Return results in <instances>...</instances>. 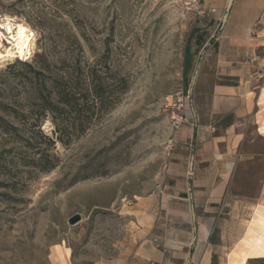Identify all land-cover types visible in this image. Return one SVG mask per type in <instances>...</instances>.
<instances>
[{
    "label": "rangeland",
    "instance_id": "1",
    "mask_svg": "<svg viewBox=\"0 0 264 264\" xmlns=\"http://www.w3.org/2000/svg\"><path fill=\"white\" fill-rule=\"evenodd\" d=\"M2 16L35 38L25 57L0 60V264L264 257V215L255 214L264 156L254 154L264 137L254 124L233 188L203 231L195 213L163 216L148 239L164 258L139 254L146 239L131 206L164 186L172 96L182 90L195 114L207 111L218 21L183 0H0Z\"/></svg>",
    "mask_w": 264,
    "mask_h": 264
},
{
    "label": "crops",
    "instance_id": "2",
    "mask_svg": "<svg viewBox=\"0 0 264 264\" xmlns=\"http://www.w3.org/2000/svg\"><path fill=\"white\" fill-rule=\"evenodd\" d=\"M201 1L204 15L220 25L212 39L215 79L207 111L199 110L193 125L175 132L178 145L164 186L131 206L146 239L142 243L146 249L139 254L148 260L164 258L165 253L148 239L163 220L168 222L163 216L195 213L203 231L213 218V208L233 188L246 155L250 124L264 137V0ZM254 154L255 159L264 156V152ZM260 195L264 196V184ZM258 210L264 215L262 202L255 204V214ZM123 261L109 264H127L128 258Z\"/></svg>",
    "mask_w": 264,
    "mask_h": 264
},
{
    "label": "bare ground",
    "instance_id": "3",
    "mask_svg": "<svg viewBox=\"0 0 264 264\" xmlns=\"http://www.w3.org/2000/svg\"><path fill=\"white\" fill-rule=\"evenodd\" d=\"M0 60L8 57H25L34 43L35 33L25 23L17 22L10 17H0ZM7 39L8 45L3 41Z\"/></svg>",
    "mask_w": 264,
    "mask_h": 264
},
{
    "label": "built area",
    "instance_id": "4",
    "mask_svg": "<svg viewBox=\"0 0 264 264\" xmlns=\"http://www.w3.org/2000/svg\"><path fill=\"white\" fill-rule=\"evenodd\" d=\"M188 10L193 11L196 14H204V8L201 0H183ZM170 102L171 114L170 124L174 130H179L188 124H194V118L196 114L190 109V95L184 91H177ZM178 145V141L175 136H170L165 144L166 152L169 156H172L173 151Z\"/></svg>",
    "mask_w": 264,
    "mask_h": 264
},
{
    "label": "trees",
    "instance_id": "5",
    "mask_svg": "<svg viewBox=\"0 0 264 264\" xmlns=\"http://www.w3.org/2000/svg\"><path fill=\"white\" fill-rule=\"evenodd\" d=\"M69 103V101H67ZM7 130V129H6ZM51 168V167H50ZM48 168L47 170H49ZM253 263H258V264H264V257H256V258H250L247 261V264H253Z\"/></svg>",
    "mask_w": 264,
    "mask_h": 264
},
{
    "label": "water",
    "instance_id": "6",
    "mask_svg": "<svg viewBox=\"0 0 264 264\" xmlns=\"http://www.w3.org/2000/svg\"><path fill=\"white\" fill-rule=\"evenodd\" d=\"M81 219V216L79 214L73 216L70 218V223L74 224L76 222H78Z\"/></svg>",
    "mask_w": 264,
    "mask_h": 264
}]
</instances>
